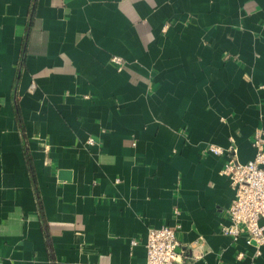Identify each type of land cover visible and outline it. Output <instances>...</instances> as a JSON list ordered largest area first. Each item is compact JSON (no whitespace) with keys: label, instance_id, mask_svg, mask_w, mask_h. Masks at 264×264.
<instances>
[{"label":"crops","instance_id":"1","mask_svg":"<svg viewBox=\"0 0 264 264\" xmlns=\"http://www.w3.org/2000/svg\"><path fill=\"white\" fill-rule=\"evenodd\" d=\"M258 128L264 0H0V264H146L162 226L179 264H264L203 152Z\"/></svg>","mask_w":264,"mask_h":264},{"label":"built area","instance_id":"2","mask_svg":"<svg viewBox=\"0 0 264 264\" xmlns=\"http://www.w3.org/2000/svg\"><path fill=\"white\" fill-rule=\"evenodd\" d=\"M112 62L120 70L125 66V61L120 57H113ZM95 143L94 139L88 141L90 145ZM252 146L255 156L244 164L238 161L236 149L227 150L208 144L203 152L227 156L222 174L228 177L235 196L221 224L222 234L237 241L246 233L247 243L256 245L257 257L260 255V248L264 246V224H261L264 220V128L255 131ZM175 214L179 215V212L175 211ZM178 230L179 226L152 227L148 230L145 243L146 264H179L182 261L178 252L181 246ZM136 244V241H132L133 246ZM201 244L196 241L192 249H197ZM242 257L243 253H240L238 258Z\"/></svg>","mask_w":264,"mask_h":264}]
</instances>
